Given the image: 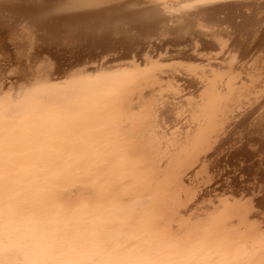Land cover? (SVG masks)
I'll return each mask as SVG.
<instances>
[{
	"label": "bare ground",
	"instance_id": "bare-ground-1",
	"mask_svg": "<svg viewBox=\"0 0 264 264\" xmlns=\"http://www.w3.org/2000/svg\"><path fill=\"white\" fill-rule=\"evenodd\" d=\"M67 2L0 0V95L16 102L79 79L69 87L76 92L80 80L98 76L94 84L122 83L131 91L115 113L142 115L136 146L151 176H172L163 194L176 190L156 201L168 207L162 237L183 249L223 209L216 215L231 220L227 264H263L264 0H99L84 9ZM7 244L0 264L28 247ZM31 256L26 264L53 260Z\"/></svg>",
	"mask_w": 264,
	"mask_h": 264
},
{
	"label": "flooded vegetation",
	"instance_id": "flooded-vegetation-1",
	"mask_svg": "<svg viewBox=\"0 0 264 264\" xmlns=\"http://www.w3.org/2000/svg\"><path fill=\"white\" fill-rule=\"evenodd\" d=\"M74 118L60 122L33 118L7 133L11 121L0 116V213L13 221L31 219L28 227L33 234L55 241L79 242L88 237L109 245L127 238L146 244L163 239L161 232L156 234L161 210L152 213L161 205L149 209L145 199L127 203L132 190L151 193L153 186L145 181L141 167L133 164L134 152L122 153L112 138L99 137L116 121ZM99 123L103 127L98 130ZM86 139L100 144L96 147ZM123 185L125 192L118 191ZM95 193L97 203H92L90 195ZM76 196L84 202L70 204ZM140 252L129 256L141 262L146 254Z\"/></svg>",
	"mask_w": 264,
	"mask_h": 264
},
{
	"label": "rangeland",
	"instance_id": "rangeland-1",
	"mask_svg": "<svg viewBox=\"0 0 264 264\" xmlns=\"http://www.w3.org/2000/svg\"><path fill=\"white\" fill-rule=\"evenodd\" d=\"M108 76L109 78H111V76L115 77V75L113 74L112 75L110 74ZM99 78L100 77L98 76L94 79L97 82ZM78 80L77 81L74 80L72 82L67 83V84H71V83L73 84L69 86L67 85L68 87L64 85L65 87L61 86L60 88L59 86L53 87L52 85H49L52 88L57 89L56 91L49 86L46 87L43 86V88L40 87L41 90L38 88V91L37 88L36 91L35 89H33L34 91H31V93L33 94L27 93L25 94L26 96H23L16 102H12L10 100L8 101L7 99L3 98V96L0 95V116L4 118L6 121H11L12 124L10 125V128L7 129V133L12 132L19 124L23 123V125L26 126L28 124L27 121L33 118H38L39 121L42 120V121H52V122H60L61 120L66 121V120H70L71 118L75 119L74 117H78V119H84V118L99 119L100 117H102L105 118L106 120L111 119L109 122H112V120H114L116 121L114 126L109 130L108 128L102 129L101 135L99 137L104 139L105 138L107 139L109 137L112 138L116 142L117 146L119 144L120 147H118L117 150H121L122 153L128 149H130L131 151L135 150L134 155L136 156L137 154V157L135 159L132 158L133 164L141 167L140 171L145 174L144 177L145 181L153 185L151 187L152 188L151 193L149 192L144 193V191H140V190L135 192L132 190L130 192V194L132 195H130V198L127 203L130 204L138 200L145 199L148 202V206L150 207L149 209H153V207L157 205L156 201L160 195H162V199H164V198H169L171 194L172 195L175 194L176 193L175 188H172L171 190L167 189L163 194L165 188L167 187L170 188L171 185L169 180L172 178V176L171 177H166V175L164 177L151 176L152 166L148 162L149 159L148 157L147 158L144 157L143 150L139 146H136L138 144V138H135L134 131L135 132L137 131V125L140 120L139 118H141L142 115H140V113H138V115L137 114L133 115L132 113L131 117L130 116L125 117L124 114L121 115V113H115L116 108H118L117 105L119 103L122 104L123 99L125 100V98H122L121 95L125 93L127 94L128 91L131 90L122 91L123 89L122 88L120 89L118 87V84L121 85L122 83H118V82L110 83V81L106 83V80H108L106 78L104 79L105 80L104 84L95 83L98 85V86L96 85L97 87L93 83L92 79H88L89 81L91 80L92 83V85L90 84V86H88V84L90 83L88 80L87 81L89 83L85 81L86 79H84V82H87L84 85V83H82L83 82L82 79L80 80V83L85 87L81 86L80 83H78L79 86L77 88L79 90L76 89V92L75 91L72 92V90L70 91V89L75 90L73 86H77ZM101 80H103V77L99 79V81ZM67 90H69L70 92ZM142 90L137 89L132 91L134 94L137 91H140V93H142ZM63 93L64 95H60ZM58 94L60 96H58ZM2 111L4 113H2ZM89 112H92V115L87 114ZM113 112L114 114H112ZM100 125L101 124L99 123L98 130L101 129ZM101 126L103 127V125ZM120 126L122 127L120 128ZM123 126L124 127L127 126V127L123 128ZM112 131H114V133ZM85 142L91 143L92 145L96 144V147L98 143L100 144V142L96 141V139H92V140L86 139ZM102 142L103 141H101V144ZM157 171L158 170H156V173ZM172 172L174 171L172 170ZM133 174L136 175V171H133ZM147 175H150L149 179ZM102 176L103 174H100L98 177H102ZM95 180L96 178H94L92 181ZM140 180L142 181L143 179ZM140 180H137L136 183H138V181ZM103 182L104 181H102L101 183ZM131 184L132 183H129L128 186ZM134 185L136 186L135 183H133L131 186ZM125 187H126L125 185L121 186L118 189V191L125 192L124 190ZM96 195L97 193L90 195V197L92 198V203H97ZM115 195H117V193ZM78 201L84 202L83 198L76 196L72 201H70V204L76 205ZM159 204L161 205V207H158L152 212L154 214V212L161 210V213L158 218L160 223L156 230L157 236H159L158 232L167 230L168 227H164V223L169 220V218L165 214L164 215L162 214L163 210H166L167 212L168 207L166 206L165 209L164 203L161 202ZM220 210L223 211V209H218L215 215L209 216L208 221L200 230L201 235L199 234V237L196 236V238H194L192 242L190 240L189 245L188 244L184 245L183 249L182 248L177 249L175 247L176 251L174 247H172L173 244L170 241V239L167 238L168 237L167 235H165L166 240L165 238H163L160 239L159 241L151 242L147 244L142 243L141 241L134 242L132 239L129 238L123 239L121 241H115L109 245L95 243L96 241H93L94 238H88V237L82 239V241L79 242L55 241V239L46 235L38 236L33 234L31 228L28 227L30 223H32L31 219H26L25 221L23 220L13 221L8 219L4 215V213H0V242L3 244L8 243L10 246L12 245L10 244L12 242L13 246L15 247L17 246V244L14 245V241H17L18 245L21 243V246L18 248L27 245L29 247V248L27 247V249L35 248V250H38L39 253L41 251L45 252V254H47V257L46 255H44V253L43 254L40 253V256L44 255L43 258L50 257L53 259L51 262H49L50 259H47V261L49 260L48 263H46L47 261L45 262L43 261V263L41 262V264H66V262L69 263V261H74L73 263L70 262L71 264H77V263L79 264L82 263L81 261H83L82 264H153V263L155 264H227L229 260L228 259L225 260L226 258L224 255L226 252L223 253V250H226L224 245H227V241L230 240L229 239L230 237L228 236L230 235L229 230H227L226 228H228V225L231 223V220L228 217H225L224 221L222 222V219L218 215H216L218 211L221 213ZM147 214H149V211H147ZM153 217L155 216L153 215ZM137 226L138 225H135L134 227ZM149 227L152 228L151 225ZM12 238H16V239L12 240ZM168 239L170 242H168ZM85 242H90V244L84 245ZM170 243L172 245H170ZM167 244H169V246ZM27 249L25 250L27 251ZM25 250L21 251V249L20 250L17 249L16 251L11 252L12 256L14 257L13 259H11L13 264H24L25 262L32 263L33 262L32 259L31 261H29L30 259L29 260L25 259L26 257L30 258L31 255L33 256L31 257L34 260H36L35 259L36 257L38 258L39 255L37 254L39 253L37 251H34V249L33 251L31 250L32 253L37 252V254L36 253L31 254V252L30 254L27 253L30 256L26 255ZM47 250L50 253L46 252ZM23 251L25 253H23ZM137 251H141L140 253L146 254L144 260H142L141 262L134 261L135 257L129 256L131 255L132 252H137ZM54 253H56V255H54ZM34 255L37 256L34 257ZM43 258L41 260H43ZM56 259H60V260H56ZM76 260H78L77 263Z\"/></svg>",
	"mask_w": 264,
	"mask_h": 264
},
{
	"label": "snow or ice",
	"instance_id": "snow-or-ice-1",
	"mask_svg": "<svg viewBox=\"0 0 264 264\" xmlns=\"http://www.w3.org/2000/svg\"><path fill=\"white\" fill-rule=\"evenodd\" d=\"M100 6L99 0H68L67 4L63 5L68 9H84Z\"/></svg>",
	"mask_w": 264,
	"mask_h": 264
}]
</instances>
